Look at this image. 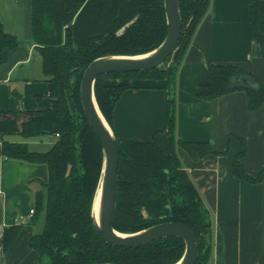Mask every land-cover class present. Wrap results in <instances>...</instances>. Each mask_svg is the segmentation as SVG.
Returning a JSON list of instances; mask_svg holds the SVG:
<instances>
[{
	"label": "trees",
	"instance_id": "trees-1",
	"mask_svg": "<svg viewBox=\"0 0 264 264\" xmlns=\"http://www.w3.org/2000/svg\"><path fill=\"white\" fill-rule=\"evenodd\" d=\"M182 34L174 54L161 67L134 73H110L98 77L95 95L112 129L114 109L126 85H109V79L166 80L175 86L177 72L198 26L206 16L210 0H179ZM167 34L164 0H32V39L49 77L51 106L37 110L0 111V156L33 164H44L48 179L40 180L35 193L32 223L44 215L41 232L33 235L32 248L39 264H175L185 252L181 238H164L136 248L116 247L98 234L92 206L102 165V144L88 123L80 95L83 74L97 58L140 55L156 49ZM251 38L264 58V0H251ZM20 45L0 21V64L8 61ZM171 62V63H170ZM250 77L257 84L243 83ZM171 89V88H170ZM236 91L248 94L251 110L264 105V85L243 69L210 64L208 78L198 92L212 100ZM175 99H169L168 147L156 140L120 142L116 207L113 227L135 233L148 227L177 222L195 235L199 255L196 264H207L211 254V220L202 197L175 151ZM115 132V130H114ZM116 135V133H115ZM23 139L57 137L45 152L32 151ZM233 161L236 177L249 183L264 180V168L253 178L240 159ZM193 160L218 154L207 142H179ZM22 225L4 230L3 249L17 240Z\"/></svg>",
	"mask_w": 264,
	"mask_h": 264
},
{
	"label": "crops",
	"instance_id": "crops-1",
	"mask_svg": "<svg viewBox=\"0 0 264 264\" xmlns=\"http://www.w3.org/2000/svg\"><path fill=\"white\" fill-rule=\"evenodd\" d=\"M0 21L20 41L8 61L0 64V111L37 110L51 106L49 77L32 39V0H0ZM210 64L237 66L264 85V58L251 38V0H210L208 12L191 40L174 86L175 151L189 173L211 220V254L207 264H264V180L249 183L234 174L240 162L255 178L264 168V105L251 110L248 94L236 91L212 100L198 92ZM126 85L118 99L113 127L120 142L156 140L168 147L170 88L166 80L109 79ZM57 137L23 139L32 151H48ZM9 140L19 142L17 140ZM179 142H207L218 154L193 160ZM48 179L44 164L0 156V264H39L32 248L35 193ZM22 225L13 246L3 249L4 230Z\"/></svg>",
	"mask_w": 264,
	"mask_h": 264
},
{
	"label": "water",
	"instance_id": "water-1",
	"mask_svg": "<svg viewBox=\"0 0 264 264\" xmlns=\"http://www.w3.org/2000/svg\"><path fill=\"white\" fill-rule=\"evenodd\" d=\"M164 7L167 34L161 45L145 54L97 58L89 64L83 74L80 86L82 107L89 125L102 144L103 151V165L93 201L92 218L101 238L116 247L136 248L164 238H181L185 242V252L175 264H196L199 255L197 241L192 230L184 224L160 223L135 233H121L113 227L120 151L115 132L102 114L95 95V84L99 76L154 70L164 65L174 54L183 29L180 1L164 0ZM243 83L249 87L257 86L250 77H244Z\"/></svg>",
	"mask_w": 264,
	"mask_h": 264
},
{
	"label": "rangeland",
	"instance_id": "rangeland-1",
	"mask_svg": "<svg viewBox=\"0 0 264 264\" xmlns=\"http://www.w3.org/2000/svg\"><path fill=\"white\" fill-rule=\"evenodd\" d=\"M170 88H171V90H170V94L169 95H170L171 98H174V96H175L174 86L173 85H170ZM11 139H13V140L15 139L17 141H19V140L22 141V138L21 137H18V136H13V137H11ZM40 188H41V186H40ZM43 226H44V215L42 214L40 216L39 220L37 221L36 225H35V233L41 232Z\"/></svg>",
	"mask_w": 264,
	"mask_h": 264
},
{
	"label": "built area",
	"instance_id": "built-area-1",
	"mask_svg": "<svg viewBox=\"0 0 264 264\" xmlns=\"http://www.w3.org/2000/svg\"><path fill=\"white\" fill-rule=\"evenodd\" d=\"M33 214H34V209H31V211H30V216L32 217Z\"/></svg>",
	"mask_w": 264,
	"mask_h": 264
}]
</instances>
